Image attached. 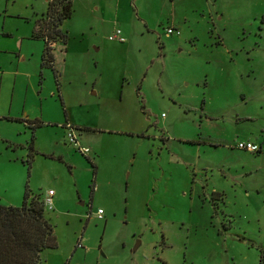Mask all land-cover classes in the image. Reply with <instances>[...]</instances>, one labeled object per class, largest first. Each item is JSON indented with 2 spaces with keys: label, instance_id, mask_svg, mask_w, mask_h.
<instances>
[{
  "label": "rangeland",
  "instance_id": "obj_1",
  "mask_svg": "<svg viewBox=\"0 0 264 264\" xmlns=\"http://www.w3.org/2000/svg\"><path fill=\"white\" fill-rule=\"evenodd\" d=\"M45 8L0 0V205L52 191L40 264H264V0H71L52 67Z\"/></svg>",
  "mask_w": 264,
  "mask_h": 264
},
{
  "label": "trees",
  "instance_id": "obj_2",
  "mask_svg": "<svg viewBox=\"0 0 264 264\" xmlns=\"http://www.w3.org/2000/svg\"><path fill=\"white\" fill-rule=\"evenodd\" d=\"M71 10V0H46L43 19L32 33L44 41L41 65L52 67V43L65 45L67 35L60 25ZM38 194L25 186L20 206L0 205V264H40L41 251L55 247L53 228Z\"/></svg>",
  "mask_w": 264,
  "mask_h": 264
},
{
  "label": "built area",
  "instance_id": "obj_3",
  "mask_svg": "<svg viewBox=\"0 0 264 264\" xmlns=\"http://www.w3.org/2000/svg\"><path fill=\"white\" fill-rule=\"evenodd\" d=\"M166 34H178V30L175 29L174 27H167L165 30ZM109 40H116L118 42H122L124 41V37L121 35V31L119 28H115L113 29L112 33L108 36ZM63 128L65 129V137L67 138L68 142L79 152L86 154L89 149L83 145H81L77 138H76V134H75V128L70 124V123H65L64 125H62ZM236 147L239 149H243L246 150L248 152H257L259 151L260 147L255 144L252 141H237L236 142ZM51 195H52V191L48 190L46 192V194L44 195V197H42V203L44 208H48L50 209L52 207L51 204ZM101 214H102V210L100 208H97L96 210V216L98 218H101Z\"/></svg>",
  "mask_w": 264,
  "mask_h": 264
},
{
  "label": "crops",
  "instance_id": "obj_4",
  "mask_svg": "<svg viewBox=\"0 0 264 264\" xmlns=\"http://www.w3.org/2000/svg\"><path fill=\"white\" fill-rule=\"evenodd\" d=\"M53 45H55L56 44V42L55 43H52ZM103 213V212H102Z\"/></svg>",
  "mask_w": 264,
  "mask_h": 264
},
{
  "label": "water",
  "instance_id": "obj_5",
  "mask_svg": "<svg viewBox=\"0 0 264 264\" xmlns=\"http://www.w3.org/2000/svg\"><path fill=\"white\" fill-rule=\"evenodd\" d=\"M138 241L136 242V245H137ZM136 245L134 247H136Z\"/></svg>",
  "mask_w": 264,
  "mask_h": 264
}]
</instances>
